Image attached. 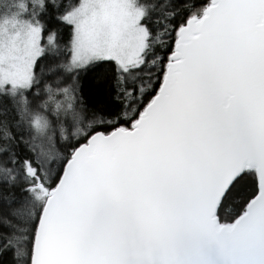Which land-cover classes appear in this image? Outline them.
I'll list each match as a JSON object with an SVG mask.
<instances>
[{
    "label": "snow or ice",
    "instance_id": "6c2138e0",
    "mask_svg": "<svg viewBox=\"0 0 264 264\" xmlns=\"http://www.w3.org/2000/svg\"><path fill=\"white\" fill-rule=\"evenodd\" d=\"M0 264H264V0H0Z\"/></svg>",
    "mask_w": 264,
    "mask_h": 264
}]
</instances>
